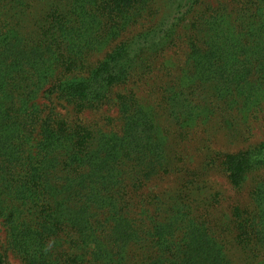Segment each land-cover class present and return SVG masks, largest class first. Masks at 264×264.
<instances>
[{"label":"trees","instance_id":"trees-1","mask_svg":"<svg viewBox=\"0 0 264 264\" xmlns=\"http://www.w3.org/2000/svg\"><path fill=\"white\" fill-rule=\"evenodd\" d=\"M170 48L180 64L158 61ZM103 106L118 130L80 117ZM263 112L264 0H0L5 250L21 264H232L191 176L141 190L174 168L171 129L238 143ZM212 162L237 190L251 180L228 233L264 264V139Z\"/></svg>","mask_w":264,"mask_h":264},{"label":"rangeland","instance_id":"rangeland-1","mask_svg":"<svg viewBox=\"0 0 264 264\" xmlns=\"http://www.w3.org/2000/svg\"><path fill=\"white\" fill-rule=\"evenodd\" d=\"M208 1L215 4L218 0ZM140 26L141 23L136 28H139ZM163 58L168 62H174L173 64H180L181 60L184 59L183 51L178 48H170L164 53L163 57H159L158 61L163 60ZM154 84L158 85L155 81ZM128 87H133V82L130 83ZM150 90L151 86L148 83L141 86L139 83L137 84V91L141 97L152 99L154 95L148 93ZM80 117L87 122L96 119L99 126L103 129L118 130L119 128L117 111L111 106H103L94 111H85ZM249 124L250 126H248V130L245 132L246 139L238 141V143L229 142L220 132H206L203 126H199L188 133H179L174 129H171L168 133V140L171 152L174 156V168L167 174L151 178L141 190L143 191L142 193L145 194H156L162 191H170L183 185L186 176H191L190 179L195 180L202 190L200 192L201 196L198 198L206 200V204L198 208L199 213L202 212L207 219L210 220L213 229L218 231V233L226 240V244H228L231 249L230 260L232 264H249L248 253L234 247L228 231L229 224L232 222L229 210L232 205H247L250 202L248 192L252 182L250 180L242 190H237L236 188H233L224 175L215 168L213 162L208 166V170L206 169V171L202 168V162L208 158L211 151L214 152L220 150L221 152H224L235 150L263 140L264 112L260 115L258 114L256 118L253 117L251 121H249ZM208 132L210 136H208ZM193 172H195L196 175H191ZM208 196H216L218 199H216V201H209L207 199ZM5 246L6 235L0 224V250L5 253L9 263L21 264L20 260L11 251L5 250Z\"/></svg>","mask_w":264,"mask_h":264}]
</instances>
